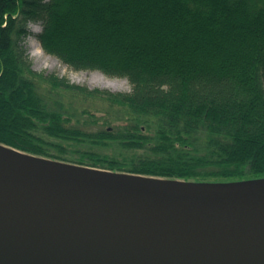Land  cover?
<instances>
[{
	"label": "trees",
	"instance_id": "obj_1",
	"mask_svg": "<svg viewBox=\"0 0 264 264\" xmlns=\"http://www.w3.org/2000/svg\"><path fill=\"white\" fill-rule=\"evenodd\" d=\"M131 91L36 69L23 41ZM0 144L196 183L264 178V0H0Z\"/></svg>",
	"mask_w": 264,
	"mask_h": 264
},
{
	"label": "water",
	"instance_id": "obj_2",
	"mask_svg": "<svg viewBox=\"0 0 264 264\" xmlns=\"http://www.w3.org/2000/svg\"><path fill=\"white\" fill-rule=\"evenodd\" d=\"M18 151L30 160L0 158V264H264V178L102 169L188 184L180 188Z\"/></svg>",
	"mask_w": 264,
	"mask_h": 264
},
{
	"label": "rangeland",
	"instance_id": "obj_3",
	"mask_svg": "<svg viewBox=\"0 0 264 264\" xmlns=\"http://www.w3.org/2000/svg\"><path fill=\"white\" fill-rule=\"evenodd\" d=\"M28 28L29 34L25 36L23 44L36 69L55 71L62 76L70 78L74 82L87 84L90 87L109 88L114 91L132 90V85L126 77H111L99 70L72 69L70 66L60 61L57 57L46 53L41 48L40 43L36 38V33L41 30L39 22L29 21ZM6 148L12 149L9 147Z\"/></svg>",
	"mask_w": 264,
	"mask_h": 264
},
{
	"label": "bare ground",
	"instance_id": "obj_4",
	"mask_svg": "<svg viewBox=\"0 0 264 264\" xmlns=\"http://www.w3.org/2000/svg\"><path fill=\"white\" fill-rule=\"evenodd\" d=\"M39 44V43H38ZM42 51V50H41ZM43 52V51H42ZM7 146L0 144V158L4 159H9L17 162H27L30 160L29 155L23 154L22 152H19L18 150L14 149H8L6 148ZM10 148V147H9ZM48 163H53V165L61 166V167H69V168H76L79 170H86V171H92L94 173H104V174H110L113 176H118V177H128V178H136L142 181H153V182H158V183H167L171 184L175 187H185L183 185H188L185 184L184 181H178L176 183H171V182H165L163 179L156 180V178H149V177H144V176H135V175H119L110 171L102 170L100 168H94V167H87V166H68V165H63V164H58L55 162H48ZM199 187H204V186H191V189L194 188H199Z\"/></svg>",
	"mask_w": 264,
	"mask_h": 264
}]
</instances>
